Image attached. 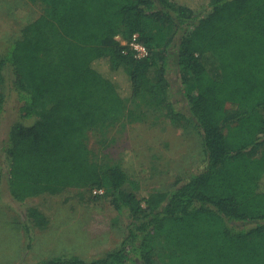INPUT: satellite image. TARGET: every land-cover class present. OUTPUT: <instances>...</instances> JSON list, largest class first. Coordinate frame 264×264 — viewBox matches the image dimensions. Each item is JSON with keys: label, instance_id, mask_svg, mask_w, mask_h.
Masks as SVG:
<instances>
[{"label": "trees", "instance_id": "obj_1", "mask_svg": "<svg viewBox=\"0 0 264 264\" xmlns=\"http://www.w3.org/2000/svg\"><path fill=\"white\" fill-rule=\"evenodd\" d=\"M42 1V14L0 54V84L9 73L20 102L0 173L18 202L103 189L126 233L100 257L40 264H264V0ZM134 34L150 51L145 59L117 39ZM172 51L189 111L169 101L167 115L195 125L205 161L170 189L139 198L123 189L121 166L93 158L89 134L119 123L129 99L169 97ZM27 214L49 225L38 208Z\"/></svg>", "mask_w": 264, "mask_h": 264}, {"label": "rangeland", "instance_id": "obj_2", "mask_svg": "<svg viewBox=\"0 0 264 264\" xmlns=\"http://www.w3.org/2000/svg\"><path fill=\"white\" fill-rule=\"evenodd\" d=\"M44 7L42 0H0V54L10 41L22 36L23 27L38 18ZM204 59L211 73L217 74L214 60ZM166 64L169 97L145 93L129 99L119 123L89 134L93 158L108 166H121L129 175L123 189L139 198L170 189L177 179L198 171L205 161L202 136L195 125L169 120V101L177 110L188 112L189 108L175 51ZM150 76L157 79L155 67ZM122 79L123 83L126 78ZM0 94L6 97L0 114L1 158L9 130L20 119L18 93L9 73L0 84ZM33 121L25 120L28 124ZM94 190L69 188L18 202L10 194L8 177L0 173V264H40L73 256L88 261L115 249L125 237L126 225L111 197ZM30 207L38 208L49 219L45 229L33 224L27 214Z\"/></svg>", "mask_w": 264, "mask_h": 264}, {"label": "built area", "instance_id": "obj_3", "mask_svg": "<svg viewBox=\"0 0 264 264\" xmlns=\"http://www.w3.org/2000/svg\"><path fill=\"white\" fill-rule=\"evenodd\" d=\"M117 39L121 42L122 45L128 46L129 50L133 51L134 57L137 59H145L149 56V49L139 40V35L134 34L130 40H124L120 35L117 36ZM128 49L124 50L127 52ZM95 194L102 193L103 189H95Z\"/></svg>", "mask_w": 264, "mask_h": 264}]
</instances>
